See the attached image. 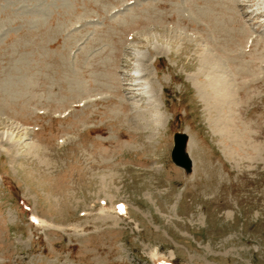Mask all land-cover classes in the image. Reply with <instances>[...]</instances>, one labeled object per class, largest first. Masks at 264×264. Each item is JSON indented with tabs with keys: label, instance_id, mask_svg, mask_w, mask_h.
<instances>
[{
	"label": "rangeland",
	"instance_id": "1",
	"mask_svg": "<svg viewBox=\"0 0 264 264\" xmlns=\"http://www.w3.org/2000/svg\"><path fill=\"white\" fill-rule=\"evenodd\" d=\"M0 264H264V0H0Z\"/></svg>",
	"mask_w": 264,
	"mask_h": 264
},
{
	"label": "bare ground",
	"instance_id": "2",
	"mask_svg": "<svg viewBox=\"0 0 264 264\" xmlns=\"http://www.w3.org/2000/svg\"><path fill=\"white\" fill-rule=\"evenodd\" d=\"M203 57L205 58L204 59L205 64L201 68V72H203L204 76L207 79H209L212 82V84H214L213 86L215 89H218L220 93H224L223 95H219L220 96L219 98H216L217 100L223 101L228 97L227 95H229L232 92L230 81L227 80V77L225 75L223 76L224 78L221 77L223 74L221 73V71L219 72L220 64H221L220 61L218 62L214 58V56H212L211 54H207V53ZM214 73H216L217 76ZM141 77L142 76H140L139 79H142ZM216 79H219V80H216ZM34 149L36 148L34 147Z\"/></svg>",
	"mask_w": 264,
	"mask_h": 264
},
{
	"label": "water",
	"instance_id": "3",
	"mask_svg": "<svg viewBox=\"0 0 264 264\" xmlns=\"http://www.w3.org/2000/svg\"><path fill=\"white\" fill-rule=\"evenodd\" d=\"M188 137L183 133H176L173 136V148L170 153L172 163L181 168L186 174L192 172V160L186 151Z\"/></svg>",
	"mask_w": 264,
	"mask_h": 264
}]
</instances>
